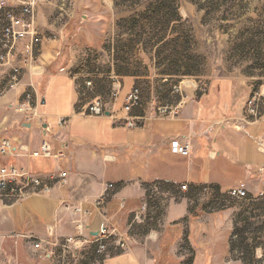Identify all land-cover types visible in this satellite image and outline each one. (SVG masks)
<instances>
[{"label":"crops","instance_id":"crops-1","mask_svg":"<svg viewBox=\"0 0 264 264\" xmlns=\"http://www.w3.org/2000/svg\"><path fill=\"white\" fill-rule=\"evenodd\" d=\"M75 1L107 5L115 14L112 33L123 18L116 14L132 10L127 0ZM14 9L19 13L18 5ZM53 10L51 0L39 1L41 43L34 60L25 63L26 40L16 57L0 66V92L13 69L20 70L19 85L0 96V143L10 145V154L0 153V167L28 169L51 188L44 196L0 203V264H98L94 240L105 226L117 232L107 242L112 258L105 264H264V202L254 201L264 190V152L259 149L264 98L255 123L244 121L245 108L229 104L239 93L231 80H218L216 85L229 86L198 100L193 87L185 86L165 115L150 104L127 113L122 85L110 101L94 100L102 102L104 116H88L84 111L94 101L84 99L83 84L72 73L79 54L64 47L66 37L55 31V22H44ZM129 80L134 87L136 79ZM252 91L247 86L241 95L247 98ZM259 93L264 97V87ZM26 95L38 115L34 120L17 110ZM50 116L67 124L61 127ZM129 122L136 126L128 127ZM45 139L57 151L67 145V157L60 162L31 157ZM174 140L188 144L190 155L173 154ZM61 170L68 172L66 185L58 183ZM243 183L248 199H231L228 191ZM155 185L157 195L151 193ZM143 205L147 212L135 221ZM75 208L91 213L85 244L78 249L67 245L68 238L77 237Z\"/></svg>","mask_w":264,"mask_h":264},{"label":"rangeland","instance_id":"rangeland-1","mask_svg":"<svg viewBox=\"0 0 264 264\" xmlns=\"http://www.w3.org/2000/svg\"><path fill=\"white\" fill-rule=\"evenodd\" d=\"M51 1L54 10L44 22H55V31L66 37L64 47L79 54L72 73L83 84L85 100L110 101L122 85L127 96L133 88L129 78L141 91L140 105L150 104L163 115L181 97L173 92L178 85L192 86L198 100L229 86L216 85L218 80H231L239 93L229 104L244 112L254 93L260 102L264 98L259 93L264 87V0H127L132 10L116 14L123 18L114 33L115 14L107 5ZM247 86L253 91L245 98L241 92Z\"/></svg>","mask_w":264,"mask_h":264},{"label":"built area","instance_id":"built-area-1","mask_svg":"<svg viewBox=\"0 0 264 264\" xmlns=\"http://www.w3.org/2000/svg\"><path fill=\"white\" fill-rule=\"evenodd\" d=\"M40 0H0V18L2 25L0 27V66L8 63L11 59L15 58L18 53V48L21 43L26 40L29 42L24 47L25 63L34 60L36 49L41 43L38 28L36 24V8ZM19 6V13L14 9V6ZM20 83V70L13 69V74L9 78L4 91L0 92L2 96L5 92L15 89ZM175 94L182 93V86L178 85L173 88ZM118 93H115L117 97ZM141 104V91L137 86H134L131 92L126 97L124 109L127 113L132 112ZM260 98L257 95L247 103L246 112L244 114L245 122H258L260 119ZM18 112L21 114L29 115V118L34 120L38 117L35 112L32 99L30 95H26L20 101ZM85 114L91 117L104 116V107L100 100L94 101L85 109ZM176 114V113H175ZM174 114V115H175ZM61 127L67 124L64 118L59 119ZM128 127H135L136 124L129 122ZM259 149L264 152V142L259 145ZM68 146H63L59 151L55 150L54 145L49 140H44L40 149L31 154V157L52 161H63L67 157ZM190 146L188 144H181L179 141L174 140L171 142V152L176 155L189 156ZM0 153L2 155L10 154V145L6 140L0 143ZM264 175V169L260 170ZM60 185H66L68 182V172L61 170L59 173ZM108 190H113L114 185H108ZM187 186H181V190L185 191ZM51 191L50 186L39 178L37 175L31 173L28 169L20 168L15 165H4L0 167V203L7 202L16 203L33 196H44ZM158 185L151 189L153 195H157ZM228 196L233 200H247L248 191L246 185L240 184L228 191ZM109 198V194L105 195L97 205H102ZM254 201L264 202V190L256 195ZM147 212V206H141L140 212L135 213V221L141 220V214ZM74 214L77 216L76 228L77 237H70L67 240V245L73 249L81 248L86 240H83L85 234V221L90 217L91 213L81 208H75ZM117 236V232L109 227H103L95 238V243L98 244L97 253L101 257V262L98 264H105L112 258V253L109 252L107 242L113 237ZM36 249H40V244L35 245Z\"/></svg>","mask_w":264,"mask_h":264}]
</instances>
